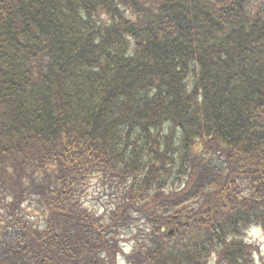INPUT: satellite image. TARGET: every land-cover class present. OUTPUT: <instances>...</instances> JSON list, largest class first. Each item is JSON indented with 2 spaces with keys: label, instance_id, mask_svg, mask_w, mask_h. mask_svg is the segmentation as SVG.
I'll list each match as a JSON object with an SVG mask.
<instances>
[{
  "label": "trees",
  "instance_id": "trees-1",
  "mask_svg": "<svg viewBox=\"0 0 264 264\" xmlns=\"http://www.w3.org/2000/svg\"><path fill=\"white\" fill-rule=\"evenodd\" d=\"M255 228L264 0H0V264H254Z\"/></svg>",
  "mask_w": 264,
  "mask_h": 264
},
{
  "label": "rangeland",
  "instance_id": "rangeland-1",
  "mask_svg": "<svg viewBox=\"0 0 264 264\" xmlns=\"http://www.w3.org/2000/svg\"><path fill=\"white\" fill-rule=\"evenodd\" d=\"M121 195L120 193L115 195L109 183L102 179L94 178L86 185L81 199L86 208L98 215H103L108 212L117 199L121 198ZM26 217H30L33 223L36 222V217L31 215ZM246 240L255 248L254 264H264V232L258 228L252 229L247 233ZM120 246L125 252L129 251L130 246L127 243H121ZM119 264L124 263L120 262Z\"/></svg>",
  "mask_w": 264,
  "mask_h": 264
}]
</instances>
